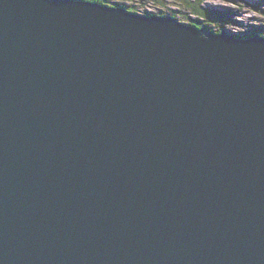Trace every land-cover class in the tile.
<instances>
[{
	"label": "water",
	"instance_id": "1",
	"mask_svg": "<svg viewBox=\"0 0 264 264\" xmlns=\"http://www.w3.org/2000/svg\"><path fill=\"white\" fill-rule=\"evenodd\" d=\"M202 33L0 0V264H264V38Z\"/></svg>",
	"mask_w": 264,
	"mask_h": 264
},
{
	"label": "rangeland",
	"instance_id": "2",
	"mask_svg": "<svg viewBox=\"0 0 264 264\" xmlns=\"http://www.w3.org/2000/svg\"><path fill=\"white\" fill-rule=\"evenodd\" d=\"M176 1L177 0H105L104 4L109 6H123L124 10L138 15L172 16L177 19V21L186 24L198 18L181 3ZM191 1L198 3L199 7L205 13V16H200L198 18L200 22H203L206 27L212 29H199L204 33L217 34L221 31H225L228 34H234L233 36L240 40H249L252 37L264 38V0ZM218 29L221 31L218 32ZM204 33H202L203 36L205 35Z\"/></svg>",
	"mask_w": 264,
	"mask_h": 264
},
{
	"label": "trees",
	"instance_id": "3",
	"mask_svg": "<svg viewBox=\"0 0 264 264\" xmlns=\"http://www.w3.org/2000/svg\"><path fill=\"white\" fill-rule=\"evenodd\" d=\"M90 2H95V3H100L104 4L105 0H86ZM176 2L181 3L186 9L190 10L193 14H195L198 18L201 16H205L203 10L199 7V4L196 3L195 1L191 0H177ZM123 7V6H122ZM194 19L189 22V24H193L199 29H207V30H212L210 27H206V25L203 22H200L199 19ZM221 31L218 29V32Z\"/></svg>",
	"mask_w": 264,
	"mask_h": 264
},
{
	"label": "bare ground",
	"instance_id": "4",
	"mask_svg": "<svg viewBox=\"0 0 264 264\" xmlns=\"http://www.w3.org/2000/svg\"><path fill=\"white\" fill-rule=\"evenodd\" d=\"M75 1H79V0H75ZM82 1V0H81ZM98 4V3H97ZM99 5H102V4H99ZM103 7L105 8H109V9H113V10H117L118 8L123 10V7H120L119 5H116V6H109L107 4H103L102 5ZM133 13V12H132ZM149 15V14H148ZM171 18L175 19L174 17L170 16ZM177 20V19H176ZM192 25V24H191ZM193 27H195L196 29H199L198 27L192 25ZM207 33V32H206ZM208 34V33H207ZM234 35V34H233Z\"/></svg>",
	"mask_w": 264,
	"mask_h": 264
}]
</instances>
